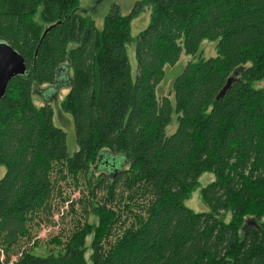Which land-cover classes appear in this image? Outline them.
Masks as SVG:
<instances>
[{"label": "trees", "instance_id": "1", "mask_svg": "<svg viewBox=\"0 0 264 264\" xmlns=\"http://www.w3.org/2000/svg\"><path fill=\"white\" fill-rule=\"evenodd\" d=\"M80 2L0 0V41L27 66L0 100V264H264V0L145 2L135 78L138 9L114 7L98 31ZM203 41L217 56L190 61L159 97L166 68ZM64 89L72 157L54 125ZM113 160L119 172L101 170ZM205 174L208 211L195 213L185 201ZM56 200L69 228L41 243L35 227L52 223Z\"/></svg>", "mask_w": 264, "mask_h": 264}, {"label": "rangeland", "instance_id": "2", "mask_svg": "<svg viewBox=\"0 0 264 264\" xmlns=\"http://www.w3.org/2000/svg\"><path fill=\"white\" fill-rule=\"evenodd\" d=\"M150 0H81L79 5L78 13L87 20L88 24L93 25L98 31H101L104 28V22L106 17L109 15L110 11L114 7H119L121 13L124 16L132 15V13L138 9V13L133 16L131 21V30H130V42L127 46V52L130 59V65L132 68V76L136 77L137 74V61L135 57V46L137 43V39L139 35L145 31L148 27L150 20V12L151 5L149 7H143L145 2ZM216 43L211 41H203L200 50L196 57H190L183 55L180 61L173 67L166 68V75L161 83V85L157 89V95L159 97H173V83L175 79L181 75L186 65L190 61H196L199 58L204 60L209 59L211 57L217 56ZM254 87L256 89L264 90V81L260 83H255ZM46 88V87H44ZM69 90H61L58 96V101L56 100V105L53 106L54 110V125L61 129L66 135V144L67 150L70 157H72L78 150L76 131L74 128L73 120L70 115L65 114L60 109V104L64 97L68 94ZM52 97H50L51 99ZM34 103L37 106H43L45 104V99L39 100L34 97ZM177 128V123L174 121L168 127L167 133L173 134ZM6 174L5 167L0 165V180ZM214 181V176L212 174H205L199 179L198 187L191 193V196L188 200L185 201L186 207L193 210L195 213H205L208 211L207 206L202 201L201 191L211 182ZM78 198V197H77ZM62 201L56 200V205H60V212L55 211L52 223L45 222V218L40 223L42 225H36L35 234L36 238L40 240L41 243H46L53 236H58L61 234V230L67 229V224L69 223L70 217H66L64 221H62L63 215L67 213V206H61ZM230 218L227 219L229 221Z\"/></svg>", "mask_w": 264, "mask_h": 264}, {"label": "water", "instance_id": "3", "mask_svg": "<svg viewBox=\"0 0 264 264\" xmlns=\"http://www.w3.org/2000/svg\"><path fill=\"white\" fill-rule=\"evenodd\" d=\"M27 74V66L25 59L11 45L0 41V100L6 95L9 83L17 77H23ZM233 83V78L229 79L227 85L220 92L217 100L222 99ZM114 162V160H113ZM100 166L101 170L111 171V173L119 172L124 167V162H114L107 166Z\"/></svg>", "mask_w": 264, "mask_h": 264}]
</instances>
